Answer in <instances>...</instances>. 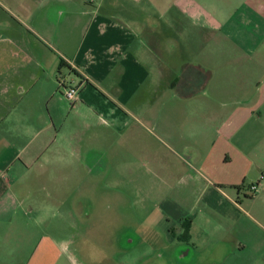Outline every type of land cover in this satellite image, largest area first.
<instances>
[{
	"label": "crops",
	"instance_id": "1",
	"mask_svg": "<svg viewBox=\"0 0 264 264\" xmlns=\"http://www.w3.org/2000/svg\"><path fill=\"white\" fill-rule=\"evenodd\" d=\"M208 4L14 0L18 14L0 0V260L22 253L23 264L69 259L68 240L46 228L67 227L70 213L83 206L77 185L85 177V128L89 147L106 141L103 135L110 148H121L110 151L107 163L93 161L87 179L125 180L122 152L133 143L131 105L165 80L163 59L170 50L155 21L166 16L173 51L180 39L191 44L195 37L202 55L195 64L184 57L181 74L168 80L185 107L174 102L159 111L161 130L187 155L162 167L172 194L161 206L180 213L181 231L174 235L184 234L185 256L193 254L200 264H264V79H212L210 60L213 42L227 50L232 39L241 51H260L264 18L257 11L217 18ZM181 21L188 25L180 30ZM150 51H156L151 65ZM248 56L261 65L260 53L259 60ZM62 61L70 68H60ZM61 78L79 87L77 101L64 95ZM163 115L175 123H165ZM49 181L57 188L48 191ZM116 194L110 185V197ZM54 211L65 220L52 221Z\"/></svg>",
	"mask_w": 264,
	"mask_h": 264
},
{
	"label": "rangeland",
	"instance_id": "2",
	"mask_svg": "<svg viewBox=\"0 0 264 264\" xmlns=\"http://www.w3.org/2000/svg\"><path fill=\"white\" fill-rule=\"evenodd\" d=\"M13 2L14 0H5V4L18 13ZM207 2H210L208 8L217 18H221L220 13H224L225 16L237 14L234 18L240 19L252 16V11H257V14L264 18V0H207ZM164 7L171 8L172 4L165 2ZM260 15L256 16L257 20H260ZM166 18L165 16V19L155 21L162 26L165 35L161 38H164L166 44L168 43L166 47L170 50L168 53L165 52L166 57L163 59L167 69L163 77L165 80L161 85H152L147 99H143L139 104L133 102L131 105L134 118L131 123L134 132L133 143H129L122 152L123 158L128 162L125 180H114L107 176L101 180L87 179V169L92 166L93 161L100 158L107 163L110 151H120L121 148H110L108 138L101 135L100 140L106 141L101 142V145L98 142L97 148L93 149L92 144L88 146L89 141L92 140L89 131L87 128L83 130L82 134L88 142L83 150L86 173L84 172V181H79L77 185L80 189L78 199L82 201L83 206L76 212L70 213L67 227L46 228L54 232L56 237L68 240L69 259L65 256L59 264H200L202 262L196 260L193 254L184 255L189 248L182 241L184 234L181 235L182 238L174 235V232L181 231L180 224L176 220L180 219V213H176L169 206H161L162 199L172 194L171 189L168 188L172 180L166 177L163 182L164 175L160 171L162 167L167 168L176 163L179 159L178 155L183 153L179 152V147L174 144L172 134L163 133L161 130L159 115L162 112L159 111L168 110L174 102L185 107L184 100L180 101L173 96L168 80L173 79L177 72L181 74L177 67L182 65L184 57L190 60L191 64H195L201 62L202 55L195 37L191 44L180 39L178 49L173 51V36L170 33L173 26ZM180 24L181 30L182 25L187 26L188 22L181 21ZM229 25L227 24V28ZM261 25L264 29V21ZM236 42L231 39L227 50L212 43L210 49L212 79H264V42L260 51L254 53L237 49ZM155 52H149L147 61L149 65L155 61ZM259 53L261 65L257 64L256 60L254 62L247 60L248 55L254 54L256 59ZM257 59L259 60V57ZM196 97L203 99L200 96ZM213 103L218 105V99L213 97ZM163 116L165 123L168 118H170L168 123H175L171 116ZM100 127L98 130L103 128ZM118 136L117 133L115 137ZM136 136L138 138H135ZM183 156L187 157V155ZM69 184L71 186L72 182L69 181ZM110 185L117 192L113 198L109 195ZM47 188L48 191L56 189V182L49 181ZM75 188L74 184L73 189ZM166 208L167 211L164 212ZM50 214L54 222L65 220L60 211ZM40 230L44 231V229ZM10 240L11 245L15 246L16 236L13 233L10 235ZM23 256L22 253L16 258L15 254L11 260H8L11 256L6 254V259L0 260V264H21L24 262Z\"/></svg>",
	"mask_w": 264,
	"mask_h": 264
},
{
	"label": "built area",
	"instance_id": "3",
	"mask_svg": "<svg viewBox=\"0 0 264 264\" xmlns=\"http://www.w3.org/2000/svg\"><path fill=\"white\" fill-rule=\"evenodd\" d=\"M60 86L63 88L64 95L72 102H75L79 99V87L77 85H73L67 83L65 78L60 79ZM258 185L253 184L251 189L256 191Z\"/></svg>",
	"mask_w": 264,
	"mask_h": 264
},
{
	"label": "trees",
	"instance_id": "4",
	"mask_svg": "<svg viewBox=\"0 0 264 264\" xmlns=\"http://www.w3.org/2000/svg\"><path fill=\"white\" fill-rule=\"evenodd\" d=\"M65 67L70 68L65 61H62L60 68H65Z\"/></svg>",
	"mask_w": 264,
	"mask_h": 264
}]
</instances>
